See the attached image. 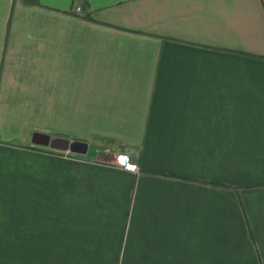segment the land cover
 <instances>
[{
    "label": "crops",
    "instance_id": "obj_1",
    "mask_svg": "<svg viewBox=\"0 0 264 264\" xmlns=\"http://www.w3.org/2000/svg\"><path fill=\"white\" fill-rule=\"evenodd\" d=\"M0 264H264V0H0Z\"/></svg>",
    "mask_w": 264,
    "mask_h": 264
},
{
    "label": "water",
    "instance_id": "obj_2",
    "mask_svg": "<svg viewBox=\"0 0 264 264\" xmlns=\"http://www.w3.org/2000/svg\"><path fill=\"white\" fill-rule=\"evenodd\" d=\"M31 143L38 146L49 147L53 150L69 151L80 155H84L87 152V144L85 143L69 141L67 139L54 136L51 137L40 133H33Z\"/></svg>",
    "mask_w": 264,
    "mask_h": 264
},
{
    "label": "built area",
    "instance_id": "obj_3",
    "mask_svg": "<svg viewBox=\"0 0 264 264\" xmlns=\"http://www.w3.org/2000/svg\"><path fill=\"white\" fill-rule=\"evenodd\" d=\"M73 14L74 15H82V10L81 8H74L73 9ZM116 165L119 167L121 170L133 174H137L139 172L138 166L131 160V158L126 155V154H121L118 155L116 158Z\"/></svg>",
    "mask_w": 264,
    "mask_h": 264
}]
</instances>
